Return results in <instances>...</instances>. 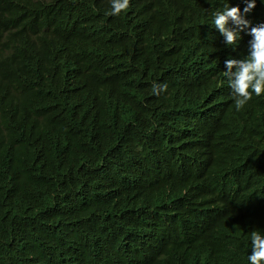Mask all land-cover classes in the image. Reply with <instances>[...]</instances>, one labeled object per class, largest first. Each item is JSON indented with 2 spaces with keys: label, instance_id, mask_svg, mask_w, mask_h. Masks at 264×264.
<instances>
[{
  "label": "clouds",
  "instance_id": "obj_1",
  "mask_svg": "<svg viewBox=\"0 0 264 264\" xmlns=\"http://www.w3.org/2000/svg\"><path fill=\"white\" fill-rule=\"evenodd\" d=\"M92 1L0 0V243L56 241L49 264H156L177 244L189 264H264V0ZM221 96L244 123L217 141L224 174L201 153Z\"/></svg>",
  "mask_w": 264,
  "mask_h": 264
},
{
  "label": "trees",
  "instance_id": "obj_2",
  "mask_svg": "<svg viewBox=\"0 0 264 264\" xmlns=\"http://www.w3.org/2000/svg\"><path fill=\"white\" fill-rule=\"evenodd\" d=\"M174 3L182 2L181 0H172ZM199 1V0H196ZM93 4H98V1H92ZM163 4V0H157L154 1V3L150 6L153 9H156L159 4ZM194 19L192 20L194 24L199 25V20L201 19V16L197 13H194ZM205 23H202L201 26H204ZM57 62L62 65L63 67L67 69H71V71L79 75L81 72V67L76 59L75 52L71 48L62 47L58 55L56 57ZM46 67V64L39 60L37 67L35 71H39L40 69H44ZM158 69V66H156V70ZM53 75L50 76L52 78ZM48 78V77H46ZM90 79V77H88ZM73 100L72 98H70ZM68 113H76V109L73 107V109L69 110L66 109ZM210 121H211V127L208 128V131L211 130L210 135L211 138H207V140L203 143V145L206 144V146L201 150V153L205 156L209 157H219L220 163L219 169L220 171L224 173L231 172L233 170V165L230 162H227L226 165H224L222 159H226L227 161H230L229 157H224V148L220 147L218 145V139L222 137L227 139H234L236 137V133L234 131H230L231 127L235 126H241L244 123L241 122L239 119L234 117L233 115L224 112L223 106H222V96L218 99V102L216 101V104L214 105V109L210 115ZM253 165H256L257 163H254L250 161ZM259 164H264V161H260ZM237 176H242L241 174ZM235 175V177H237ZM55 196L51 191L50 194L45 197L43 200L35 201L31 206L27 209H33V220L38 221L39 223L41 221H48V219L41 213V206L39 201H44L45 206L43 208H46L49 206V202L51 197ZM42 205V204H41ZM100 221H107V215H100ZM43 229H47V227H40V231ZM8 237L6 232L0 231V241L4 242L5 238ZM2 238V239H1ZM196 240V239H195ZM35 243L34 240H30L29 242H26V246L29 245L32 246ZM69 245V243H64L63 250L66 249V247ZM59 244L58 242H52V244L49 246V248L46 251H40V250H33L30 253H24L17 251L11 247H8L4 244L0 243V264H49V259L51 257L52 251H54L56 248H58ZM215 249H218L219 247L217 245H214ZM71 250L69 251V253ZM190 244L179 246V244L174 245L170 247L166 254L156 260V264H189V255H190ZM69 255V254H68ZM196 257V254H192L191 258L194 259ZM207 263L206 264H249L245 257L243 256H220V255H210L206 256ZM68 260V258H67ZM68 264H75L68 262Z\"/></svg>",
  "mask_w": 264,
  "mask_h": 264
},
{
  "label": "rangeland",
  "instance_id": "obj_3",
  "mask_svg": "<svg viewBox=\"0 0 264 264\" xmlns=\"http://www.w3.org/2000/svg\"><path fill=\"white\" fill-rule=\"evenodd\" d=\"M4 27L2 26V27H0V30H2Z\"/></svg>",
  "mask_w": 264,
  "mask_h": 264
}]
</instances>
